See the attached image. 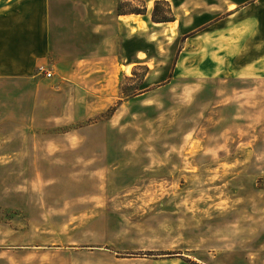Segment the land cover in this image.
<instances>
[{
	"label": "rangeland",
	"instance_id": "rangeland-1",
	"mask_svg": "<svg viewBox=\"0 0 264 264\" xmlns=\"http://www.w3.org/2000/svg\"><path fill=\"white\" fill-rule=\"evenodd\" d=\"M48 9L0 76V264H264V0Z\"/></svg>",
	"mask_w": 264,
	"mask_h": 264
},
{
	"label": "crops",
	"instance_id": "crops-1",
	"mask_svg": "<svg viewBox=\"0 0 264 264\" xmlns=\"http://www.w3.org/2000/svg\"><path fill=\"white\" fill-rule=\"evenodd\" d=\"M48 5L49 0L0 2V76L28 75L44 65L50 51Z\"/></svg>",
	"mask_w": 264,
	"mask_h": 264
},
{
	"label": "built area",
	"instance_id": "built-area-1",
	"mask_svg": "<svg viewBox=\"0 0 264 264\" xmlns=\"http://www.w3.org/2000/svg\"><path fill=\"white\" fill-rule=\"evenodd\" d=\"M41 70H44L45 77H51L53 75V72L50 69L42 68Z\"/></svg>",
	"mask_w": 264,
	"mask_h": 264
},
{
	"label": "trees",
	"instance_id": "trees-1",
	"mask_svg": "<svg viewBox=\"0 0 264 264\" xmlns=\"http://www.w3.org/2000/svg\"><path fill=\"white\" fill-rule=\"evenodd\" d=\"M158 2H159V0H156V4H158ZM137 13H140V11H138ZM152 20L153 21H162L156 16V14L154 12L152 14Z\"/></svg>",
	"mask_w": 264,
	"mask_h": 264
},
{
	"label": "bare ground",
	"instance_id": "bare-ground-1",
	"mask_svg": "<svg viewBox=\"0 0 264 264\" xmlns=\"http://www.w3.org/2000/svg\"><path fill=\"white\" fill-rule=\"evenodd\" d=\"M120 18L123 19L125 22H128L129 18H130V15H121Z\"/></svg>",
	"mask_w": 264,
	"mask_h": 264
}]
</instances>
